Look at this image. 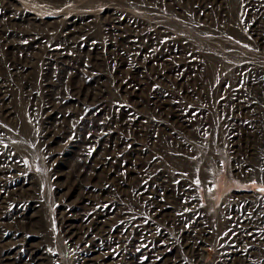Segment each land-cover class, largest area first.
I'll use <instances>...</instances> for the list:
<instances>
[{"label": "rangeland", "instance_id": "rangeland-1", "mask_svg": "<svg viewBox=\"0 0 264 264\" xmlns=\"http://www.w3.org/2000/svg\"><path fill=\"white\" fill-rule=\"evenodd\" d=\"M264 0H0V264H264Z\"/></svg>", "mask_w": 264, "mask_h": 264}, {"label": "snow or ice", "instance_id": "snow-or-ice-1", "mask_svg": "<svg viewBox=\"0 0 264 264\" xmlns=\"http://www.w3.org/2000/svg\"><path fill=\"white\" fill-rule=\"evenodd\" d=\"M260 191L264 192V188L260 189Z\"/></svg>", "mask_w": 264, "mask_h": 264}]
</instances>
